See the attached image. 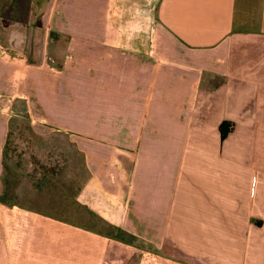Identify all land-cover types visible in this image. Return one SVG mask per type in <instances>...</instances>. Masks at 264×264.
I'll return each instance as SVG.
<instances>
[{
    "label": "crops",
    "instance_id": "0c3cea01",
    "mask_svg": "<svg viewBox=\"0 0 264 264\" xmlns=\"http://www.w3.org/2000/svg\"><path fill=\"white\" fill-rule=\"evenodd\" d=\"M44 5L46 98L42 62L0 39V196L1 111L30 92L97 222L0 200V264H264V0Z\"/></svg>",
    "mask_w": 264,
    "mask_h": 264
},
{
    "label": "rangeland",
    "instance_id": "374dc122",
    "mask_svg": "<svg viewBox=\"0 0 264 264\" xmlns=\"http://www.w3.org/2000/svg\"><path fill=\"white\" fill-rule=\"evenodd\" d=\"M45 2L0 0V23L11 26L8 29L0 26V39L5 47L26 52L29 61L42 62L43 98L48 71V47L42 43L45 36L42 26L48 17L43 12ZM15 22L23 27L17 26L19 29L15 30ZM19 38L24 39L22 45L18 44ZM50 64L58 66L59 61ZM25 97L15 100L12 109L1 111L8 126L2 148L4 191L0 200L75 224L95 226V215L90 218L77 200L84 174L75 143L67 140L59 127L48 124L47 110L37 108L38 98L30 92ZM72 130L79 132V127L73 126Z\"/></svg>",
    "mask_w": 264,
    "mask_h": 264
},
{
    "label": "trees",
    "instance_id": "16d2710c",
    "mask_svg": "<svg viewBox=\"0 0 264 264\" xmlns=\"http://www.w3.org/2000/svg\"><path fill=\"white\" fill-rule=\"evenodd\" d=\"M227 132H228L227 126L224 124L221 125L220 126L221 139H223L226 136Z\"/></svg>",
    "mask_w": 264,
    "mask_h": 264
}]
</instances>
